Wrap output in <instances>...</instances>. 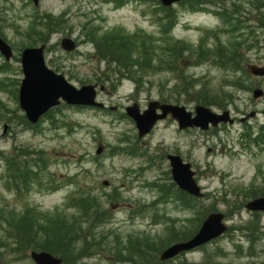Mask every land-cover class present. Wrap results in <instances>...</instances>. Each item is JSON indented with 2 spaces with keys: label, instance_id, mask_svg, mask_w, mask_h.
I'll list each match as a JSON object with an SVG mask.
<instances>
[{
  "label": "rangeland",
  "instance_id": "obj_1",
  "mask_svg": "<svg viewBox=\"0 0 264 264\" xmlns=\"http://www.w3.org/2000/svg\"><path fill=\"white\" fill-rule=\"evenodd\" d=\"M209 1L213 4L206 2L195 10L190 0L176 5V26L165 33L159 18L164 14L153 2L116 5L112 0H39L36 7L33 0H0V36L15 54L9 62L0 55V264H33L30 251L20 250L7 223L27 209L59 213L82 225L84 232L76 252L68 255V264L156 262L172 232L192 229L202 213L212 209L225 214L229 232L182 255L174 264H264V214L245 209L249 202L264 197V117L251 120V128L236 123L189 133H180L170 119L139 140L134 122L125 113L134 103L144 110L152 101L193 112L203 105L193 96L202 89L215 94V102L223 94L230 96L220 106L204 105L213 112L229 111L233 119H239L243 111L250 112V105L254 109L249 92L254 80L245 77V71L250 65H264V51L259 47L264 32L249 23L226 27L219 11L225 5L234 12L235 6L225 0ZM41 14L64 19L45 43L48 67L76 88L105 84L111 95L100 93L98 101L109 112L62 104L35 128L28 125L18 101L23 79L20 53L29 43L25 37L29 25ZM240 27L248 29L247 36L236 35ZM114 32L138 36V47L144 35L150 36L153 58L163 68H147V72L134 73V78L119 80L88 43V38ZM68 36L78 43L70 54L60 47ZM167 47L188 48L183 58L173 62L175 69L164 68ZM201 50L207 56L218 53L222 57L236 52L240 60L223 68L215 58L199 56ZM221 61L227 63L224 58ZM185 79L195 86L190 94L184 89ZM98 146L103 148L101 155L96 153ZM168 154H177L192 165L204 199L183 203L171 179ZM9 160H14L11 166ZM27 171L32 178L25 182ZM78 193L96 199L100 222L81 217L73 208L70 198Z\"/></svg>",
  "mask_w": 264,
  "mask_h": 264
},
{
  "label": "trees",
  "instance_id": "obj_2",
  "mask_svg": "<svg viewBox=\"0 0 264 264\" xmlns=\"http://www.w3.org/2000/svg\"><path fill=\"white\" fill-rule=\"evenodd\" d=\"M116 5H121L129 1H141V2H153L157 5L158 11H160L164 16L159 17L162 21L163 30L165 33H168L169 30H172L174 27V14L172 8H165L160 5L158 0H112ZM203 0H190V8L192 10L197 9ZM32 24L29 25L28 31L25 34L26 40L28 43L25 47H33L38 44H45L51 33L57 31L55 28L56 25H63L64 19L62 16L53 17L50 14H41L40 17L32 20ZM38 31H36L35 29ZM172 28V29H171ZM47 32V34L45 33ZM92 38V41L95 44L97 50V57L105 62L108 66L109 72H113L117 77H133L134 73L141 74L147 72V68H157L161 69V62L158 60L155 61L153 58V51L150 44L152 39L148 35L142 37V42L138 47L136 44L139 41L138 36H124L119 32H114L112 34H105L101 37L98 36L97 39ZM149 47L150 50L149 51ZM188 52L187 47L177 49L176 47H167L166 53L163 59L164 68L175 69L172 64L179 58H183V52ZM210 53L211 49H210ZM198 54L199 56H204L206 59L215 58L218 65H221L223 68L227 66L237 65L240 60L239 55L236 52L227 53L224 57L220 56L221 54L214 53L215 56L210 54L207 56V53L201 50ZM197 54V55H198ZM220 58H224L227 63L220 62ZM219 60V61H218ZM184 87L185 91L190 94L189 91H193L195 86L192 83H188ZM195 101L203 105H216L220 106L227 98L230 96L228 94H223V98H220L218 102L214 100L217 98L215 94L208 92L205 89L195 91L193 95ZM20 161V158H18ZM42 161V160H41ZM14 160H9V166L13 164ZM37 160L35 161L34 168H37ZM18 168V165L16 166ZM18 172V171H17ZM31 172L27 171L23 175V180L27 182L29 178H32ZM36 176L37 173L34 172ZM17 176V175H16ZM195 199V198H194ZM193 200V199H192ZM199 200V199H195ZM70 202L72 203L73 208L77 209L80 213V216L86 219L93 218L94 222H100L102 218L101 212L98 210V205L96 199L90 197L89 195L85 196L78 193V197H71ZM185 200L183 203H186ZM214 210H207L205 213H202V218L199 220V223L193 226L192 229H186L182 231L172 232L171 238L165 243V246H161L162 250L167 246L183 241L190 238L194 233L197 232L201 221L209 213ZM9 226L13 229V236L16 239L18 247L23 248L24 252L28 251H45L51 253L52 255L59 257L64 264H68V255L76 252V243L80 240L81 234L84 232L82 225H79L77 220H67L66 217L60 215L59 213L55 214H44L36 209H27L24 214L19 217L11 218L7 220ZM84 249L80 250V254ZM156 259H158L156 257ZM127 261L134 262L131 258L126 259ZM174 261L161 262L160 260L150 261L134 264H174Z\"/></svg>",
  "mask_w": 264,
  "mask_h": 264
},
{
  "label": "water",
  "instance_id": "obj_3",
  "mask_svg": "<svg viewBox=\"0 0 264 264\" xmlns=\"http://www.w3.org/2000/svg\"><path fill=\"white\" fill-rule=\"evenodd\" d=\"M37 6L39 0H33ZM165 7H170L179 0H159ZM61 48L65 52L75 50V43L70 38L61 41ZM45 46L37 48H25L21 52V67L24 78L22 79L19 91V106L25 113L27 119L35 124L50 109L58 106L61 99L69 106L96 107L103 108V105L96 101V86L86 85L79 89L71 85L63 75L57 74L49 69L44 57ZM0 53L6 61L13 57L10 45L0 37ZM252 73L257 76L264 75L263 68H253ZM262 95L260 90L254 92V98ZM160 110L162 114H158ZM127 115L135 122L139 138H144L156 126V124L171 115L179 124L180 129L191 127L201 130H208L210 126L217 127L220 123L233 124L228 111L222 114L212 112L203 106L195 107V116L188 112L185 107L160 104L151 102L148 108L141 113L137 104L126 109ZM103 148L97 149V154H101ZM172 168L174 182L181 190L196 197L203 198L200 187L194 179L195 173L191 170L190 164H184L177 156H168ZM106 184V183H105ZM249 211L264 212V197L253 200L246 205ZM227 231L222 213H212L202 223L199 231L191 239L173 244L165 249L160 256L162 261L170 260L177 255L192 251L204 246L209 242L221 237ZM30 257L34 264H63L62 260L48 252H31ZM199 264V263H185Z\"/></svg>",
  "mask_w": 264,
  "mask_h": 264
},
{
  "label": "flooded vegetation",
  "instance_id": "obj_4",
  "mask_svg": "<svg viewBox=\"0 0 264 264\" xmlns=\"http://www.w3.org/2000/svg\"><path fill=\"white\" fill-rule=\"evenodd\" d=\"M225 1L226 2L230 1L231 4L234 5L235 9H236L234 12H231L229 9H226L227 7L225 5H224L225 8L222 7L221 15L223 16V19L225 22L224 25L226 27L231 25V27L235 29L237 27V23H238V25H244V24L248 25V23H249V24L255 25V27H257L260 31L264 32V0H244V2L238 1V0H236V2L232 1V0H225ZM246 31H244V29L242 27H240L238 30H236V33H237L236 35L240 38H243V37L247 36ZM256 37H260V36H256ZM88 43L92 44L91 41H89ZM259 47H260L261 51H264V40L259 45ZM263 57H264V55H263ZM260 67H264V65L260 66ZM250 71H251V69L249 66L247 68V71H245V73H246L245 77L251 79L252 81L254 80L252 82V85L249 87V92L251 91V93L253 94L256 89H259V90H261L262 95L258 98H254L252 96V100H250V102L254 104V109L251 110V107L253 105H250V112L249 113L247 111H243V114H242L243 117H241L239 119H234V122H235L234 124L241 123L242 125H244L247 128H251V123H250L251 120H256L257 118L264 117V84L261 83V81L264 80V76L263 77H257L255 75L251 74ZM96 84L99 87L101 86L100 83H96ZM98 90H99V88H98ZM99 92H100V90H99ZM102 94L111 95V93L107 91V88L104 89V92ZM258 105H262L263 108L260 109L258 107ZM167 120H170V118H168ZM223 126H225V125H223ZM261 128L264 131V124L261 126ZM193 130L194 129H187V130L179 131V132L180 133H189V132H192ZM261 148L264 149V146L261 145ZM252 214L259 215V214H264V212H253Z\"/></svg>",
  "mask_w": 264,
  "mask_h": 264
}]
</instances>
